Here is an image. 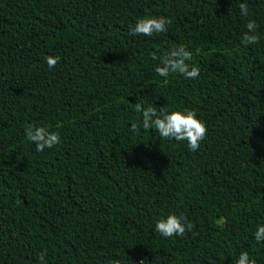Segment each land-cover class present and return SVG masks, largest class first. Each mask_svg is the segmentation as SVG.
Returning a JSON list of instances; mask_svg holds the SVG:
<instances>
[{"label": "trees", "instance_id": "trees-1", "mask_svg": "<svg viewBox=\"0 0 264 264\" xmlns=\"http://www.w3.org/2000/svg\"><path fill=\"white\" fill-rule=\"evenodd\" d=\"M181 44L200 75H158ZM137 103L195 111L200 147L144 130ZM28 124L60 143L37 151ZM169 214L194 227L161 236ZM261 225L264 0H0V264H264Z\"/></svg>", "mask_w": 264, "mask_h": 264}, {"label": "clouds", "instance_id": "clouds-1", "mask_svg": "<svg viewBox=\"0 0 264 264\" xmlns=\"http://www.w3.org/2000/svg\"><path fill=\"white\" fill-rule=\"evenodd\" d=\"M239 9L242 15L248 16L249 9L246 3H240ZM170 21L164 17H145L140 18L135 27L131 30L134 35L152 36L153 33H161L167 31L166 25ZM247 31L244 32L242 42L248 45L255 44L259 41V37L255 34L257 25L254 20H250L246 24ZM155 60L158 57L152 53ZM192 53L185 45H178L171 51L165 53L159 58V64L155 68L158 75L167 77L169 73H179L186 78L195 79L200 75L199 68L190 66ZM59 56L49 55L46 57L48 67L54 68L59 62ZM137 112L142 113V125L144 130H155L162 139H175L176 141H187L189 149L196 151L200 147V142L205 138L207 127L205 123L197 117L193 110L184 109L183 111L174 110L170 113L161 110L159 115L157 110L151 106L144 107L137 103L135 105ZM136 129V125L131 126ZM26 137L33 142L37 151H44L45 148H52L60 143V136L57 132L50 131L44 126L26 125ZM184 217L169 214L166 218H160L156 224V231L165 238L173 236H182L186 231H191L194 227L190 222L185 223ZM257 242L264 241V225L258 226L255 232ZM41 264H46L45 255H40ZM234 264H257L254 258H250L247 251H242Z\"/></svg>", "mask_w": 264, "mask_h": 264}]
</instances>
